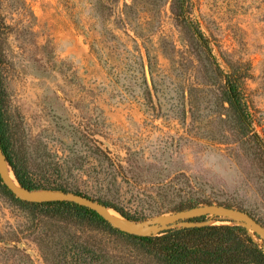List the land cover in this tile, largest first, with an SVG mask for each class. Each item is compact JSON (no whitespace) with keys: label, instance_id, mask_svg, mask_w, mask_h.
<instances>
[{"label":"rangeland","instance_id":"374dc122","mask_svg":"<svg viewBox=\"0 0 264 264\" xmlns=\"http://www.w3.org/2000/svg\"><path fill=\"white\" fill-rule=\"evenodd\" d=\"M211 60L239 78L264 145V0H184L181 11L177 0H0V114L19 163H63L81 186L166 184L232 203L240 217L204 207L124 221L156 235L205 217L245 227L264 250L249 228H264V160L238 139ZM21 221L0 191V227ZM19 247L42 264L33 243Z\"/></svg>","mask_w":264,"mask_h":264},{"label":"trees","instance_id":"16d2710c","mask_svg":"<svg viewBox=\"0 0 264 264\" xmlns=\"http://www.w3.org/2000/svg\"><path fill=\"white\" fill-rule=\"evenodd\" d=\"M180 11L184 0H177ZM199 40L205 41L202 35ZM213 73L223 81L220 102L233 116L240 141L254 142L264 160V145L254 132L239 78L224 75L216 63ZM0 151L18 184L27 192H63L108 208L123 219L143 222L164 213L182 214L204 207H223L244 212L229 202L215 201L162 184L156 190L105 187L99 177L92 185L66 179L67 168L31 171L19 163L12 135L0 114ZM16 157V158H15ZM0 191L21 213L22 221L0 227V263L33 264L24 240L37 248L42 264H264V250L241 225L206 224L205 217L188 219V226L171 227L156 235L126 232L95 208L73 200H24L0 179Z\"/></svg>","mask_w":264,"mask_h":264},{"label":"bare ground","instance_id":"6f19581e","mask_svg":"<svg viewBox=\"0 0 264 264\" xmlns=\"http://www.w3.org/2000/svg\"><path fill=\"white\" fill-rule=\"evenodd\" d=\"M0 168L5 173V176L7 177L8 181L18 191L19 195L23 199L37 200L38 201V200H44V199L52 198V196L26 193V191L18 185L9 164L5 161V159L3 158V156L1 154H0ZM75 201H78V200H75ZM80 203H85V202H80ZM85 204H87V203H85ZM87 205H89V204H87ZM92 207L97 209V211L101 215H103L108 221H110L114 226H116V227H118V228H120L126 232H129V233L133 232L134 234L146 232V229L144 228L143 225L125 222L124 219H122L116 212H114L111 209L102 208V207H98V206H92ZM188 214H186V215H188ZM229 214H231V216L233 218L240 217L234 213H229ZM243 219H245V218H243ZM249 228H250V230L255 229L259 232L258 229H256L255 227H253L251 225H249ZM259 233H261V237L264 240V233L263 232H259ZM139 235H141V234H139Z\"/></svg>","mask_w":264,"mask_h":264},{"label":"water","instance_id":"95a60500","mask_svg":"<svg viewBox=\"0 0 264 264\" xmlns=\"http://www.w3.org/2000/svg\"><path fill=\"white\" fill-rule=\"evenodd\" d=\"M0 154H1V151H0ZM2 155V154H1ZM3 156V155H2ZM4 158V157H3ZM14 175V174H13ZM15 177V176H14ZM0 179L2 180V183H3V185H5L13 194H15L17 197H19V198H21V199H23L20 195H19V193H18V191L12 186V184L8 181V179H7V177L5 176V173L1 170V168H0ZM16 179V178H15ZM17 181V180H16ZM18 183V182H17ZM19 185V184H18ZM20 186V185H19ZM26 193H28V194H38V195H45V196H52V198H50V199H44V200H58V201H61V200H73V201H75V200H79V201H76V202H79L80 203V201L81 202H85V203H87V204H89L88 206H90V207H92V206H98V207H101V206H99V205H97V204H93V203H90V202H88V201H86V200H83V199H80V198H77V197H75V196H73V195H67V194H65V193H63V192H48V191H37V192H27L26 191ZM24 200H26V199H24ZM35 201H37V200H35ZM38 201H43V200H38ZM85 203H82V204H85ZM86 204V205H87ZM93 208V207H92ZM103 208V207H102ZM218 211H220V212H222V213H230V212H232V210H228V209H225V208H223V207H215ZM97 210V209H96ZM194 211V210H193ZM188 213H191V211L190 212H187V213H182V215H186V214H188ZM122 218V217H121ZM125 220V219H124ZM127 221V220H126ZM253 227H255L256 229H258V230H260V231H262V232H264V228L261 226V225H259V224H256V223H253V225H252ZM169 228H171V227H169Z\"/></svg>","mask_w":264,"mask_h":264}]
</instances>
